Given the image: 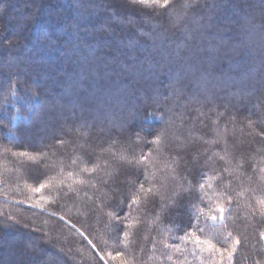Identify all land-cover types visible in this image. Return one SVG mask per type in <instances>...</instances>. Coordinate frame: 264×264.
Returning a JSON list of instances; mask_svg holds the SVG:
<instances>
[{"label":"trees","instance_id":"1","mask_svg":"<svg viewBox=\"0 0 264 264\" xmlns=\"http://www.w3.org/2000/svg\"><path fill=\"white\" fill-rule=\"evenodd\" d=\"M249 121L264 0H0V264H264Z\"/></svg>","mask_w":264,"mask_h":264},{"label":"snow or ice","instance_id":"2","mask_svg":"<svg viewBox=\"0 0 264 264\" xmlns=\"http://www.w3.org/2000/svg\"><path fill=\"white\" fill-rule=\"evenodd\" d=\"M133 3H138L141 4L145 7H152V8H163L167 10L168 5L170 3V0H133ZM190 5L185 3L184 7H189ZM261 122L260 121H249L248 127L251 129L249 132V136H251L253 139L259 138L261 143H264V127L260 126ZM163 136V132H161L159 135H157L154 143L159 144L160 143V138ZM141 161L145 159V157L140 158ZM221 159H224V157H221ZM75 163V161H73ZM137 163H140V161H137ZM237 167H240V165H237ZM95 169H85V171H94ZM260 171L264 173V168H261ZM264 179V177H262ZM45 185H41L40 188H43ZM211 186V185H209ZM204 185H200V188L203 189ZM40 188H37L36 191H40ZM141 190H143L145 193L151 192L152 189H144L143 185L140 186ZM139 197H134L133 198V203L138 202ZM228 203H231V199H229ZM223 201L221 200L220 203H218L215 207V209H209L210 212L215 211L220 213V218L223 219V214L226 211V208L222 206ZM256 211L259 212L260 216L264 218V200H258L257 201V206L253 209V212L255 213ZM209 219L215 221L217 217L215 215H211ZM196 239L199 241V237H196ZM261 239H264V232L261 233ZM240 244L239 240H236L235 243L232 245V250L228 253L229 257L235 253L237 250L238 245ZM259 264V262H258Z\"/></svg>","mask_w":264,"mask_h":264}]
</instances>
